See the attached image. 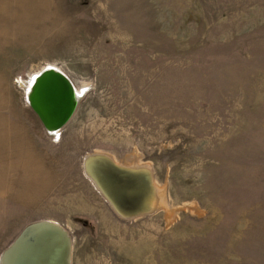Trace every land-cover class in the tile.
I'll return each instance as SVG.
<instances>
[{
	"label": "rangeland",
	"instance_id": "374dc122",
	"mask_svg": "<svg viewBox=\"0 0 264 264\" xmlns=\"http://www.w3.org/2000/svg\"><path fill=\"white\" fill-rule=\"evenodd\" d=\"M47 67L78 96L54 132L26 97ZM92 153L154 210L118 214ZM43 220L69 264H264V0H0V255Z\"/></svg>",
	"mask_w": 264,
	"mask_h": 264
},
{
	"label": "bare ground",
	"instance_id": "6f19581e",
	"mask_svg": "<svg viewBox=\"0 0 264 264\" xmlns=\"http://www.w3.org/2000/svg\"><path fill=\"white\" fill-rule=\"evenodd\" d=\"M44 70H42V72L44 71V73L47 72V70H54V71L56 70L57 72H59L58 69L53 68V67H47ZM40 73L41 71L35 74L32 78H30V81H29L30 86L27 89V95H26L28 104L31 107H35V109L39 110L40 112L44 111L46 113H51L59 117L66 115L67 110L70 105L69 90L73 92L74 98L76 100L78 99V96L76 95L73 86L71 85L72 87L69 88V86L66 84V82L62 78L46 76L44 77V81L41 83L42 88L41 86H37V88L35 89L34 87H35V84L39 81L38 76H40ZM39 89L41 91L40 96L36 94V91ZM46 129L52 132L56 130V128H50L47 126H46ZM93 157L94 158H99V157L105 158L103 156L94 155V154L93 156L88 155L87 157L84 158L83 167L85 169L86 174L91 178L95 186L98 188V190L101 191V193L105 196V198L108 199V202H110L112 206L114 205V202H113L112 193L110 191H113V188L109 187L111 185L110 183H112V185H114L115 188L120 189L121 192L124 193L125 197L130 200V202L134 200L137 207H140V208L142 207V208H145L146 210H150L149 206L151 203H149V200L153 196L150 198L149 196L153 194L149 191L151 189L154 190V187L152 186L147 173H144V172L138 173V172H129V171L127 172L124 170H120L119 168L112 167V170H110L109 172H105V174L104 173L102 174L101 166L92 159ZM116 170L119 173H117ZM110 175L113 179L109 178ZM140 175H143L144 178H139ZM103 177L105 178L103 179ZM101 178L104 181V183H106L107 186L104 184L106 188H104V186L101 184V181H100ZM108 179H110L109 182H108ZM120 179L122 181L130 183V185L127 186V184L122 183ZM138 179H139L138 183L134 182L135 180L137 181ZM136 185H138L137 188H135ZM116 212L124 216L123 213L118 212V211ZM124 217L129 218V216H124ZM52 234H53V236L51 237L52 240H48L47 238L41 237L35 242L36 244H32L36 236L32 237V241H30L31 243H28L27 248L30 247V250H31V251L29 250L30 252L39 254V250L37 247H45L46 244L49 247L51 244L59 246L60 245V234L54 233V229L52 230ZM40 252H43L41 248H40ZM54 255H56L54 259V263L57 264L59 263L57 262L59 255L58 254H54ZM43 263L46 264L45 262ZM26 264H30V263L26 262ZM33 264H36V263H33Z\"/></svg>",
	"mask_w": 264,
	"mask_h": 264
},
{
	"label": "water",
	"instance_id": "95a60500",
	"mask_svg": "<svg viewBox=\"0 0 264 264\" xmlns=\"http://www.w3.org/2000/svg\"><path fill=\"white\" fill-rule=\"evenodd\" d=\"M44 71L43 72L41 71L40 76H38L39 81L35 84L34 87L35 89L37 88V86H41V83L44 81V77L46 76L62 78L69 86V88L72 87L70 79L65 74H63V72L61 73L60 71L57 72L56 70L55 71L47 70V72L44 73ZM40 89L36 91V94H38L39 96L41 92ZM69 102L70 105L67 110V114L63 115L62 117L55 116L54 114L46 113L44 111L40 112L39 110L35 109V107L32 108L37 113L38 117L43 121L45 127L47 126L50 128L58 129L69 119L77 103V100L74 98L73 92H71L70 90H69ZM93 154L95 153L88 155L93 156ZM116 172L119 173L117 170ZM109 178L113 179L111 175ZM109 181L110 179H108V182ZM122 183L127 184V186L130 185V183L125 181H122ZM112 186H113V191L110 192L113 195L112 196L114 202L113 208L116 211L123 213L124 216L134 217L138 214H142V213L144 214L146 212H151L152 210H154V208L150 210H146L145 208L137 207L133 198H132L133 201L130 202V200L125 197L124 193H122L120 189L115 188L114 185ZM137 186L138 185H136L135 188H137ZM53 229H54V233L60 234V245L56 246L54 244H51L50 247L47 246V244L45 245V247L36 246L39 250V254L30 252L31 251L30 247L29 248L27 247H28V243H31L30 241H32V237L36 236L32 244H36L35 242L41 237L47 238L48 240H52L51 237L53 236L52 234ZM40 248L42 249L43 252H40ZM54 254L59 255L57 261L59 263L57 264H69L70 240L67 232L57 223L46 220L36 221L27 225L22 230V232L16 237V239L2 252V254L0 255V264H26V262L30 264L33 263L44 264L43 262H45L46 264H55L54 259L56 255Z\"/></svg>",
	"mask_w": 264,
	"mask_h": 264
}]
</instances>
